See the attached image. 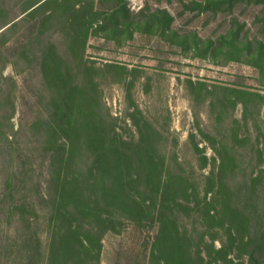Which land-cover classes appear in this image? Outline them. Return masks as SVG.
<instances>
[{
  "label": "rangeland",
  "instance_id": "rangeland-1",
  "mask_svg": "<svg viewBox=\"0 0 264 264\" xmlns=\"http://www.w3.org/2000/svg\"><path fill=\"white\" fill-rule=\"evenodd\" d=\"M71 1L77 8L78 0ZM112 1L93 0V9L102 11ZM205 1L216 0H126L130 26L124 27L119 16L116 23H105V28L94 22L92 28L96 30H90L85 42V66L79 67L75 60L81 42L78 34L72 47L77 56L69 53L67 64L75 84H80L85 73L91 72L92 85L98 92L92 117L102 121L105 143L115 136L122 151L133 160L144 162L150 156L145 147L153 148L161 178L182 175L187 179V195L178 196L179 201L188 205L177 209L179 229L192 236L200 246L201 256L209 261L211 255L212 259L216 256L210 247L205 250L204 243L210 244L213 237V247L218 249L221 240L226 239L223 231L209 229L216 223L205 216L204 202L215 200L220 179L219 155L214 147L220 153L221 147H225L228 156L235 158L234 169L223 173V178H234L231 185L243 186L250 175L264 169V61L259 64L256 57L257 43L264 53V2L224 0L229 3L215 13L198 11L195 3ZM5 2L13 9L7 15L0 12V25L7 17L17 16L16 20L24 17L20 15V4H14V0ZM53 8L54 5L43 7L35 18H42ZM85 9L86 6L80 13ZM159 10H165L172 18L163 36L158 34L159 30L146 27L145 21L153 24L150 15ZM55 19L42 39L57 45L65 56L63 28ZM79 25L76 24L73 34L82 31L76 29ZM25 28L21 23L8 33L11 44L23 39ZM232 30H235L233 44H223L214 56L206 52L207 41L216 42ZM6 55H0V84L3 95H10L13 101L6 113L10 116L8 133L15 144L0 155V189L7 170L26 168L31 176L19 194L29 197L30 208L34 210L29 209L23 217L14 214L0 219V248L10 243L7 251V247L0 251L1 264H25L33 247L30 240L34 239H38L39 254L45 264L51 243L59 238L63 225L51 219L48 202L41 201V196L48 199L45 182L49 159L43 153V128H32V122L39 111L44 119L49 116L50 98L38 66L33 63L27 68L17 59L19 51ZM4 57L10 62H4ZM55 137L56 143L65 139L60 131ZM92 159L89 154L83 160L91 164ZM159 199L156 197V208ZM263 204L260 198L253 205L262 211ZM219 207V202L209 206ZM133 219L116 211L111 222L100 225L103 232L92 244L87 263L164 264L156 251L152 253L155 225L149 228V219L140 224ZM84 221V227L88 228L90 221ZM245 259L244 256L235 262L245 263Z\"/></svg>",
  "mask_w": 264,
  "mask_h": 264
},
{
  "label": "trees",
  "instance_id": "trees-1",
  "mask_svg": "<svg viewBox=\"0 0 264 264\" xmlns=\"http://www.w3.org/2000/svg\"><path fill=\"white\" fill-rule=\"evenodd\" d=\"M71 2V0H14V4H20V15L24 17L19 20H16L17 16L7 17L0 25V30L8 26L5 31H0V48H2L0 55L12 56L14 52L19 51L17 59L23 61L27 68L33 63L38 66L44 89L48 91L47 96L50 98L49 116L44 119V115L39 111L34 117L32 128H43V153L47 154L49 159L48 178L45 182V190L47 192L49 190L48 199L44 200L45 198L41 196V201L48 202L51 219L64 227L61 228L63 232L59 234V238L51 243L45 264H88L87 256L92 244L99 240L97 235L103 232L100 230V225L104 226L105 223L111 222L116 211L124 212L130 218H134L133 220L138 224L149 219L147 225L149 228L155 225L152 253L156 251L164 264H216V262L264 264V204L262 211H258L253 205L260 198H263L264 203V184L259 189V185L264 181V169L255 176L250 175L249 182L243 186L231 185L230 182L234 178H223V173L234 169L235 158L228 156L225 147H221L222 153L214 147V151L219 155L220 179L215 200L204 202L207 206L205 216L216 223L209 229L216 228L217 232L223 231L226 239L221 240L218 249L213 247V237L209 239L210 244L204 243L205 250L210 247L216 256L212 259L211 255L212 260L205 261L201 256L199 244H195L192 236L186 231H181L178 225L177 209L188 206L178 200L180 194L187 195V179L182 175H177L175 178L166 175L161 178V167L158 161L154 160L153 148L145 147V152L150 156L144 162L136 161L135 158L133 160L131 155L122 151L117 145L115 136L110 142L105 143L106 133L104 134L102 121L99 123L92 117L93 106L98 103L96 102L98 92L92 85L91 72L85 73L84 81L75 84L67 64L69 53L77 56L73 53L75 51L72 47L74 37L78 34L81 42L75 60L77 64L80 63L79 67L85 66L83 62L85 42L90 30L93 32L96 30L92 28L94 22L99 28H105V23L114 24L119 16L124 21L122 23L124 27L130 26L127 20L129 9L126 0H113L111 5L99 12L93 9V0L83 2L78 0L77 8L74 4L72 6ZM228 3L224 0L205 1L195 3V6L200 12L211 10L215 13L217 9L221 10L223 5ZM47 5H54L53 11L45 16L40 12L42 18H35L40 9ZM84 6L87 9L80 13ZM11 8L13 9L7 6L5 0H0V12L7 15ZM150 17L153 24L145 19L146 27L159 30L158 34L163 36L172 18L165 10L156 11ZM55 18L63 28L65 56L61 55L57 45L42 39L47 26ZM21 23L26 25L23 39L11 44L7 35L20 27ZM76 24L79 25L76 29L81 28L82 31L73 34ZM262 28L264 30V19ZM234 37L235 30H232L226 36L219 37L216 42L207 41L206 52L214 56L220 52L223 44L229 46L233 44ZM257 44L256 57L261 64L264 61V53L261 44ZM250 46L249 43L248 50ZM4 58V62H10L8 57ZM85 70L89 69L85 68ZM10 106H13L12 98L10 95H3L0 84V155L5 153L6 147L15 144V140L13 141V137L10 138L8 133L11 126L10 116L6 111ZM59 131L65 139L61 143H56L54 138ZM89 154L93 157L91 164L83 160ZM29 176L31 175L26 168L23 171L7 170L3 175L0 189V219L14 214L23 217L27 215L29 209L34 210L30 208L32 204L29 197L19 194L24 189ZM156 197L160 198L157 208ZM218 202L219 208H209L211 204ZM84 220L90 221L87 223L88 228L84 227ZM30 242L33 247L28 253L25 264H42L38 239ZM200 242H203L202 235ZM1 243L2 239H0ZM6 247L7 245L2 246V249ZM9 247L10 243L6 251ZM2 249L0 248V251ZM230 254L234 256L229 257ZM244 256L245 263L235 262ZM4 257L6 258V255ZM1 259L3 258L0 252V264Z\"/></svg>",
  "mask_w": 264,
  "mask_h": 264
}]
</instances>
